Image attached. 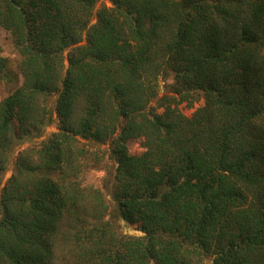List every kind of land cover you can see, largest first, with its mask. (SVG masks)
Returning a JSON list of instances; mask_svg holds the SVG:
<instances>
[{
  "label": "trees",
  "instance_id": "1",
  "mask_svg": "<svg viewBox=\"0 0 264 264\" xmlns=\"http://www.w3.org/2000/svg\"><path fill=\"white\" fill-rule=\"evenodd\" d=\"M97 2L0 0V181L57 120L0 190V264H264V0ZM100 145L114 213L81 181Z\"/></svg>",
  "mask_w": 264,
  "mask_h": 264
},
{
  "label": "rangeland",
  "instance_id": "2",
  "mask_svg": "<svg viewBox=\"0 0 264 264\" xmlns=\"http://www.w3.org/2000/svg\"><path fill=\"white\" fill-rule=\"evenodd\" d=\"M101 5L109 6L108 0H98L96 4V8H99ZM0 45H1V53L0 55L7 59V66L5 69V77L0 82V101L3 100L8 94L13 92L22 82L21 75L18 71V64L20 61V56L13 48L10 38L5 34L3 30L0 29ZM171 78L168 80H160L158 87V96L167 94L169 92V85L171 84ZM56 96H52L46 100V107L51 111L52 114V123L44 129V132L41 137L34 138L32 140H22L19 142L17 146H15L13 154L11 155V162L7 168V170L2 174L0 181V190L6 183L7 179L10 177L12 173L13 160L19 150L27 148L28 146L36 145L40 141H42L45 137H47L50 133L56 131V123L57 120L54 114V106H55ZM156 103L152 105L155 106ZM203 101L200 100L194 103L191 106L186 105V103H182L179 106L180 111L187 117H190L192 113L200 106H202ZM161 112V109L157 110ZM128 153L130 155H140L144 149L141 145L140 140H131L127 144ZM96 149L99 151L101 157V162L96 164V167L89 166L83 177L81 179L82 185L87 188H92L99 190L102 193L107 205H108V213H114L115 205L112 200V187H113V174H114V162L107 158V146H92L90 148L91 151ZM116 225L118 226V230L122 235L125 236H142L143 234L137 229L136 225H128L126 222L121 219L116 220ZM204 264H212L211 260L207 259Z\"/></svg>",
  "mask_w": 264,
  "mask_h": 264
}]
</instances>
